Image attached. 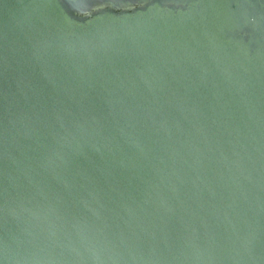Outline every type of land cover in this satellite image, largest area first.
<instances>
[{"label": "water", "instance_id": "water-1", "mask_svg": "<svg viewBox=\"0 0 264 264\" xmlns=\"http://www.w3.org/2000/svg\"><path fill=\"white\" fill-rule=\"evenodd\" d=\"M0 264H264V0H0Z\"/></svg>", "mask_w": 264, "mask_h": 264}]
</instances>
